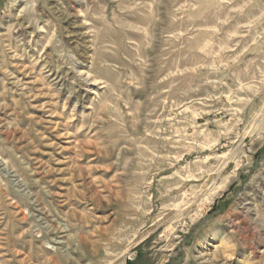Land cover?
Returning a JSON list of instances; mask_svg holds the SVG:
<instances>
[{"label": "rangeland", "instance_id": "rangeland-1", "mask_svg": "<svg viewBox=\"0 0 264 264\" xmlns=\"http://www.w3.org/2000/svg\"><path fill=\"white\" fill-rule=\"evenodd\" d=\"M0 264H264V0H0Z\"/></svg>", "mask_w": 264, "mask_h": 264}, {"label": "bare ground", "instance_id": "bare-ground-1", "mask_svg": "<svg viewBox=\"0 0 264 264\" xmlns=\"http://www.w3.org/2000/svg\"><path fill=\"white\" fill-rule=\"evenodd\" d=\"M64 18V17H63Z\"/></svg>", "mask_w": 264, "mask_h": 264}]
</instances>
